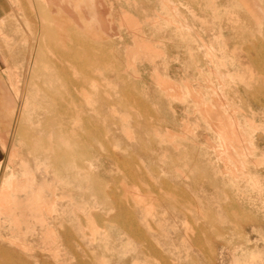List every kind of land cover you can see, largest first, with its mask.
Masks as SVG:
<instances>
[{"label":"rangeland","instance_id":"obj_1","mask_svg":"<svg viewBox=\"0 0 264 264\" xmlns=\"http://www.w3.org/2000/svg\"><path fill=\"white\" fill-rule=\"evenodd\" d=\"M0 264H264V0H0Z\"/></svg>","mask_w":264,"mask_h":264},{"label":"bare ground","instance_id":"obj_2","mask_svg":"<svg viewBox=\"0 0 264 264\" xmlns=\"http://www.w3.org/2000/svg\"><path fill=\"white\" fill-rule=\"evenodd\" d=\"M12 1V0H11ZM10 4V3H9ZM31 7V6H30ZM17 92V91H16ZM54 96V95H53ZM9 99V98H8ZM6 107V106H5ZM23 107V106H22ZM201 111V110H200ZM228 111V110H227ZM232 113V112H231ZM230 113V114H231ZM205 114V113H204ZM225 114H228V113H225ZM233 114V113H232ZM207 116V115H206ZM204 118H205V116H204ZM231 118H232V116H231ZM77 120V119H76ZM206 120V119H205ZM222 120V119H221ZM227 120V119H226ZM228 122H230V120H228ZM238 122V121H237ZM10 123V122H9ZM231 123H232V121H231ZM236 123V122H235ZM244 123V122H243ZM76 124V123H75ZM230 124V123H229ZM215 125V124H214ZM238 125V124H237ZM18 127V126H17ZM219 127V126H218ZM233 127V126H232ZM240 127V126H239ZM14 128H16L15 126H14ZM214 128V127H213ZM215 129V128H214ZM244 129H245V127H244ZM15 130H17V129H15ZM216 130V129H215ZM243 131V130H242ZM225 133V132H224ZM236 133V132H235ZM244 133H246V132H244ZM238 134V133H237ZM229 136H231L230 134H229ZM234 136H236V134L234 135ZM243 136V135H242ZM226 138V137H225ZM238 138V137H237ZM228 139V138H227ZM244 139V138H243ZM10 140V139H9ZM11 141V140H10ZM62 141V143L64 142L63 140H61ZM65 141L67 142L68 140H66L65 139ZM233 141V140H232ZM66 142H64V143H66ZM250 142V141H249ZM7 143V142H6ZM11 143V142H10ZM68 144V143H67ZM11 145V144H10ZM65 146H66V144H64ZM221 145V144H220ZM62 148V147H61ZM236 148V147H235ZM234 148V149H235ZM64 149V148H63ZM85 149V147H82V149L81 150H84ZM107 149V148H106ZM237 149H239V147L237 148ZM252 149V148H251ZM8 150V149H7ZM225 150V149H224ZM241 150V149H240ZM233 151V150H232ZM8 152V151H7ZM12 152V151H11ZM61 152H63V153H67V151L66 150H62ZM237 152V150L234 152V153H236ZM232 154V153H231ZM238 154V153H237ZM236 154V155H237ZM218 155V154H217ZM238 156V155H237ZM240 156V155H239ZM243 157V156H242ZM234 159H235V157H234ZM230 164V163H229ZM61 166V165H60ZM230 166V165H229ZM240 167V166H239ZM238 167V168H239ZM243 169V168H242ZM240 171V170H239ZM231 172V171H230ZM236 172V171H235ZM232 173V172H231ZM245 177V176H244ZM250 178V177H249ZM236 181V180H235ZM249 181V180H248ZM57 182H60L58 179H57ZM62 182V181H61ZM60 182V183H61ZM4 185V184H3ZM9 185V184H8ZM58 185H60V184H58ZM13 188H14V186H13ZM14 190V189H13ZM54 190V189H53ZM53 193H55V192H53ZM54 196V195H53ZM40 197V196H39ZM55 197V196H54ZM57 199V198H56ZM72 200V199H71ZM46 201V200H45ZM39 202V201H38ZM71 203V202H70ZM51 204V203H50ZM49 205V204H48ZM52 205V204H51ZM51 205H49V206H51ZM38 207V206H37ZM29 209V208H28ZM47 210H49V209H47ZM77 210V209H76ZM49 212V211H48ZM145 213V212H144ZM76 214V213H75ZM19 219V218H18ZM51 227V226H50ZM49 227V228H50ZM122 228V227H121ZM49 231V230H48ZM58 235V234H57ZM61 240V239H60ZM144 243V242H143ZM56 245V244H55ZM153 259V258H152ZM47 262V261H46Z\"/></svg>","mask_w":264,"mask_h":264}]
</instances>
